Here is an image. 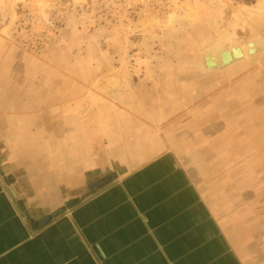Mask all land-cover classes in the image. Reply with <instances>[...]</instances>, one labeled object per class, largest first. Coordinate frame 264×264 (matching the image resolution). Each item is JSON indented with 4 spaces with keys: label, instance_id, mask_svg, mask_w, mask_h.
Here are the masks:
<instances>
[{
    "label": "crops",
    "instance_id": "1",
    "mask_svg": "<svg viewBox=\"0 0 264 264\" xmlns=\"http://www.w3.org/2000/svg\"><path fill=\"white\" fill-rule=\"evenodd\" d=\"M250 58L116 117L94 97L56 109L42 91L35 106L1 78L0 264H264V74Z\"/></svg>",
    "mask_w": 264,
    "mask_h": 264
},
{
    "label": "rangeland",
    "instance_id": "2",
    "mask_svg": "<svg viewBox=\"0 0 264 264\" xmlns=\"http://www.w3.org/2000/svg\"><path fill=\"white\" fill-rule=\"evenodd\" d=\"M239 4L248 3L0 0V79L12 78L15 89L33 88L35 106H40L36 95L48 91L56 109L64 100L85 108L93 97L101 111L112 106L114 117L122 115L121 106L148 108L186 79L200 89L206 84L203 73L210 80L219 77L222 69L200 63L204 46L243 42L255 31L264 37V10L257 23L229 25ZM248 62L264 74V48ZM201 102L194 98L189 105Z\"/></svg>",
    "mask_w": 264,
    "mask_h": 264
},
{
    "label": "bare ground",
    "instance_id": "3",
    "mask_svg": "<svg viewBox=\"0 0 264 264\" xmlns=\"http://www.w3.org/2000/svg\"><path fill=\"white\" fill-rule=\"evenodd\" d=\"M263 10L264 0H256L255 3L251 5L239 4L232 12V21L229 22V25L233 27L238 21H251L257 23L260 21V14ZM254 33V36L247 38L243 42L233 40L232 43L226 45L224 41H222L204 46L201 51L203 66H206L205 68L208 69L218 68L228 64L233 59L254 56L264 48V37L259 35L256 31ZM226 39L230 41L232 38L227 35ZM203 60L206 62H203ZM116 81L117 79H111V83L117 88V86H120V83L118 84Z\"/></svg>",
    "mask_w": 264,
    "mask_h": 264
},
{
    "label": "water",
    "instance_id": "4",
    "mask_svg": "<svg viewBox=\"0 0 264 264\" xmlns=\"http://www.w3.org/2000/svg\"><path fill=\"white\" fill-rule=\"evenodd\" d=\"M238 41V40H237ZM263 47V46H262ZM203 62H206V61H204L203 60ZM224 63V62H223ZM221 64V63H220ZM205 65V64H204ZM206 67V66H205ZM109 179L107 178V179H105L104 177H102V178H100L97 182H96V184L95 185H102L104 182H107ZM91 188V187H90ZM75 201H77L76 199H75ZM48 216H50V215H48ZM48 216H46V218H49ZM45 217L44 218H42V219H39V222H44V220L46 219Z\"/></svg>",
    "mask_w": 264,
    "mask_h": 264
},
{
    "label": "trees",
    "instance_id": "5",
    "mask_svg": "<svg viewBox=\"0 0 264 264\" xmlns=\"http://www.w3.org/2000/svg\"><path fill=\"white\" fill-rule=\"evenodd\" d=\"M239 1H242V2H244V3H252V2H254L255 0H239Z\"/></svg>",
    "mask_w": 264,
    "mask_h": 264
}]
</instances>
